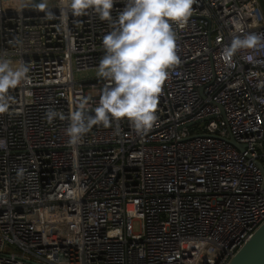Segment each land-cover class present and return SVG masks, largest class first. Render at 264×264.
I'll return each mask as SVG.
<instances>
[{"label": "built area", "instance_id": "built-area-1", "mask_svg": "<svg viewBox=\"0 0 264 264\" xmlns=\"http://www.w3.org/2000/svg\"><path fill=\"white\" fill-rule=\"evenodd\" d=\"M20 1L0 0V55L30 69L0 111V264H227L264 223V39L231 66L222 51L264 38V0H195L153 127L112 120L75 144L69 114H94L107 83L77 74L98 71L112 26Z\"/></svg>", "mask_w": 264, "mask_h": 264}, {"label": "clouds", "instance_id": "clouds-1", "mask_svg": "<svg viewBox=\"0 0 264 264\" xmlns=\"http://www.w3.org/2000/svg\"><path fill=\"white\" fill-rule=\"evenodd\" d=\"M195 0H124V7L113 19L116 0H71L72 11L79 15L93 10L111 30L102 38L104 55L98 75L107 83L101 89L94 114L86 111V101L69 116L66 134L70 143H78L93 125H108L126 118L137 132L151 129L157 120L156 109L169 69L180 63L176 52L180 25L192 12ZM44 8L43 3L37 5ZM264 39L256 33L234 35L224 47L222 58L231 66L240 49L256 48ZM247 60L253 57L248 55ZM30 69L23 61L0 55V111L6 110L10 89L28 83ZM56 113L49 111L48 118ZM63 118V117H62Z\"/></svg>", "mask_w": 264, "mask_h": 264}, {"label": "water", "instance_id": "water-1", "mask_svg": "<svg viewBox=\"0 0 264 264\" xmlns=\"http://www.w3.org/2000/svg\"><path fill=\"white\" fill-rule=\"evenodd\" d=\"M39 3H41L40 0L34 1L36 6ZM230 141L241 148L234 138L231 137ZM227 264H264V223L253 232L252 237Z\"/></svg>", "mask_w": 264, "mask_h": 264}, {"label": "rangeland", "instance_id": "rangeland-1", "mask_svg": "<svg viewBox=\"0 0 264 264\" xmlns=\"http://www.w3.org/2000/svg\"><path fill=\"white\" fill-rule=\"evenodd\" d=\"M28 0H26V2H27ZM21 1L20 0H3V7L5 8V9H12V10H14V9H18V7L20 6V3ZM98 73V71H95V72H88V73H84V72H82V73H78L77 74V77L78 78H81V75H83L84 77H91L92 75H96ZM96 94V93H95Z\"/></svg>", "mask_w": 264, "mask_h": 264}]
</instances>
